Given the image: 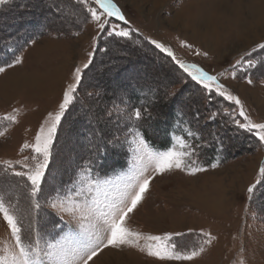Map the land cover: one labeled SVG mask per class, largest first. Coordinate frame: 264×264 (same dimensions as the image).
<instances>
[{
    "label": "rangeland",
    "instance_id": "rangeland-1",
    "mask_svg": "<svg viewBox=\"0 0 264 264\" xmlns=\"http://www.w3.org/2000/svg\"><path fill=\"white\" fill-rule=\"evenodd\" d=\"M26 1L28 0H18V5L21 6ZM40 2L43 7H50L52 1ZM114 3L124 13L127 24L114 17L110 18L112 23L129 29L132 37H141L155 48L152 40L171 48L175 60L196 64L216 75L240 99L251 120L254 123H264V64L260 63L264 61V49H257L252 53L257 61L255 68L247 73L236 71L235 77L232 75V66L236 61L258 44L264 43V21L254 22L257 19L255 14L264 11V0H114ZM81 5L85 12L59 1L53 11L43 13L45 16L42 15L41 18L44 26L51 25V31L26 47L21 43L23 47L16 53L22 54L21 64L11 68H7V64L2 66L6 70L0 73V117L13 115L16 122L0 123V131L7 129L0 136V165L9 160L13 163H29L25 157L30 158L33 153L30 149H25L24 145L34 144L35 137L41 126H45L49 114L59 111L67 85L75 82L76 67H81L82 80H85L87 69H83V65L88 62L89 53H94V71L87 79V90L93 94L91 101L87 103L88 110L85 111L79 104L74 110V114L82 115L85 124L90 123L91 128H86L87 134L83 137L73 125L74 114L64 120L60 138L57 136L53 145V148L56 145L57 151L50 158L46 171L48 188H53L60 181L82 146L89 145L95 139V133L101 130L95 127L97 123L94 121L98 120L109 130L104 131L108 138L114 144L117 143L116 147L126 154V164L124 169L108 176L98 178L93 173L91 175L101 181L117 182L121 187L125 179L142 168H146V174L153 177L143 200L129 214L126 226L144 237L183 233L182 236L174 237L179 249H198L203 246L204 251L189 261L160 260L149 256L146 249L140 250L151 243L142 238L139 247L105 248L89 264H264V178L259 171L264 167V143L252 133L255 145L250 147V138L238 135L233 130L223 131L220 128L223 122L220 124L217 118L219 123H210L213 126L212 132L207 135L204 146L206 145L205 150L210 148L212 139L220 140L221 136H215L217 130L223 131L224 140L229 143L230 148L225 149L221 141L216 144L211 164L217 163L218 167L201 165L194 158L195 163L207 171L195 175L179 169L163 174L154 173L152 161L146 153L134 150L137 145L132 143L133 137L128 129H124L129 122L135 128V120L129 118L133 111L131 97L145 98L151 103L159 95L170 97V92H178L185 87L188 89L179 100L184 98L187 110L198 108L199 112L206 108L207 100L203 94L190 90L192 82H187L183 74L162 57H153L147 53L137 55L136 64L140 67L137 74L132 71L129 74L121 68L117 74L113 67L104 69L102 62L98 63L102 58L97 60V56H102L99 52L106 48L102 46V42L107 39L108 43L113 41L114 44L116 38L99 32L87 6ZM10 9L14 11L18 8ZM10 9L0 14V39H7L8 26L3 23L12 15ZM79 22L81 26L76 30ZM64 29H71V32L55 33ZM186 44L191 47H186ZM122 46V50L128 48L124 44ZM15 47V43H10L9 53H15L18 50ZM115 56L110 58L112 62L118 59ZM33 75L38 78L34 84L30 83L32 80L28 81L30 85L18 82L20 76L28 79ZM130 78L142 86L132 91L125 82ZM249 78L252 80L251 84L248 83ZM219 98L223 101V98ZM224 109L237 114L236 118L244 122L238 116L239 106L225 102ZM199 112L195 114L196 119L201 115ZM212 112L208 115L213 114ZM89 113H93L91 117L94 119L89 118ZM174 114L176 118L170 126L168 148L172 146L175 136L185 135L183 129L193 130L191 121L182 115L180 109H175ZM225 118L231 124L230 116L226 115ZM208 121L212 119L209 118ZM232 124L235 125L233 122ZM204 146L200 147L204 149ZM148 148L152 151L168 150L154 149L149 144ZM16 170L23 169L17 165ZM258 180L261 183L250 199L247 190ZM70 186L58 185L57 190ZM0 188L15 198H22V202H27L23 185L17 177L10 174L0 176ZM18 207L20 208L19 205ZM61 222L60 234L76 228L75 220L67 215L63 216ZM201 233H210L214 239L208 244ZM42 238L43 247V241L52 237ZM12 244L10 229L0 216V250L11 247Z\"/></svg>",
    "mask_w": 264,
    "mask_h": 264
},
{
    "label": "snow or ice",
    "instance_id": "snow-or-ice-1",
    "mask_svg": "<svg viewBox=\"0 0 264 264\" xmlns=\"http://www.w3.org/2000/svg\"><path fill=\"white\" fill-rule=\"evenodd\" d=\"M77 2L87 6V11L99 32L107 37L131 39L132 32L129 29L119 27L110 20L114 17L127 24L124 13L114 3V0H77ZM5 3H7V0H0V5ZM31 43H35V41H31ZM151 43L175 60V54L171 48L155 40H152ZM185 46L191 47L187 44ZM257 49H264V43L258 44L256 48L244 53L241 59L236 61L232 66L233 77H235L236 71L247 73L257 66L256 58L252 55ZM104 51L107 54L111 50L105 48ZM93 57L94 53L90 52L89 60L83 65V69H88L92 65ZM22 61V54H17L11 62L7 63L6 67H14L21 64ZM175 63L191 80L201 85L206 93L219 96L226 102L239 106L238 116L244 122L237 119V114L229 112L228 109L223 110L224 114L230 116L232 122L239 129L253 133L261 143H264V123H254L246 114L240 99L233 95L216 75L210 74L196 64L185 63L180 60H175ZM260 63L264 64V61ZM6 67L0 66V73H3ZM74 75L75 82L67 85L63 93V101L59 105V111L55 114H49L45 126H41L39 129L34 144L26 143L24 145L25 149H30L33 153L30 158L25 157V160L29 163L19 161L13 163L9 160L0 165V176L6 177L10 174L25 179L24 188L29 201V214L38 212L42 207L39 197L43 191L42 186L52 157L53 145L65 113L77 99V88L83 78L81 67L75 68ZM248 83H252L250 78ZM169 95H175V93L170 92ZM108 114L111 115V113ZM215 116L216 114L213 113L210 119H215ZM129 118L140 121L144 118V112L140 108H135ZM5 121L9 124L14 123L16 117L13 115L0 117V123ZM6 130L5 128L4 131H0V136H3ZM128 131L133 137L132 143L137 145L134 150L147 154L149 160L152 161L154 173L163 174L179 169L187 171L190 175H195L207 171L206 168L195 163L194 158L199 149L194 141L197 140L199 133L191 128L183 129L184 136H175L172 146L166 151L150 150L138 128L130 127ZM95 134L100 135V133ZM101 138L103 137L101 136ZM104 143L109 145L113 144V141L106 140ZM97 151H99V148H97ZM17 165L23 170H16ZM210 166L216 168L219 165L213 163ZM93 167V163L88 161L81 168L77 179L72 182L70 187L54 190L45 197L46 206L51 208L61 221H63L64 215L75 220L76 228L65 234L57 233V236L43 241V247L41 246L42 238L39 229L34 228L31 224L28 229L24 228L22 223L24 211L17 204L12 203V199L5 189L0 188V216L10 229L13 240L11 247L0 250V253H2L0 254V264H89L105 248L139 247V241L142 238L151 243L146 244L140 250L144 251L146 249L149 256L160 260L189 261L204 251L203 246L198 249H179L174 237L182 236L183 233H168L163 237L155 235L144 237L141 233L134 232L126 226L129 214L143 200L144 194L148 191L150 182L153 179L152 176L146 174V168L140 169L137 173L125 179L121 187L117 182L111 180L101 181L93 177L91 175ZM259 171L261 177L264 178V167H261ZM260 183L261 181L258 180L256 184L248 188L250 199ZM55 227L60 228L61 225ZM201 235L206 238L205 242L208 244L214 239L210 233H201Z\"/></svg>",
    "mask_w": 264,
    "mask_h": 264
},
{
    "label": "trees",
    "instance_id": "trees-1",
    "mask_svg": "<svg viewBox=\"0 0 264 264\" xmlns=\"http://www.w3.org/2000/svg\"><path fill=\"white\" fill-rule=\"evenodd\" d=\"M33 1V2H32ZM35 0H28L24 2L21 6L18 5V0H7V3L0 5V14L2 12H5V10H9L11 7L18 8L14 9V11H11L10 17L8 18L3 25H7V39H4L5 37L0 39V66H3L9 62H11L14 59V56L17 52H19L20 49H22L23 45L21 43H24V47H26L31 41L36 40L38 38H41L45 33H48L51 31V25L44 26L43 18L41 16L43 13L53 11L54 7L57 6L58 2L61 1L70 7H78L79 10H83V6L81 3H78L77 0H50L51 5L50 7H43L40 2V0H36L37 2H34ZM36 7V8H35ZM83 12H85L83 10ZM73 14V13H72ZM9 16V15H8ZM45 15H43L44 17ZM82 16V14H81ZM83 17V16H82ZM11 19V21H9ZM83 20V19H82ZM81 22V21H80ZM79 22V25H76L77 27L81 26ZM2 25V26H3ZM43 26V28H42ZM75 31V29H74ZM71 32V29L67 30H58L55 33L57 34H65ZM1 33V32H0ZM24 39V41H23ZM118 41V42H117ZM10 43H15L17 47L15 49H18L15 51V53H9L8 46ZM9 44V45H7ZM128 46V48L122 50V45ZM102 46L110 49L111 51L109 53H105V51H100L99 55L96 53L97 60L102 58L100 61L103 64V68L106 70H109L110 68H115L116 74L119 73L118 70L121 68V70H124L125 72L132 73H139V65L136 64L137 61V55H141L143 53H147L150 55L156 56V57H162L165 58L167 62L170 63V65L174 69H178L181 74H183V78L187 80V82H192V86H189L190 90L194 91L195 93L203 94L206 101V108L202 110L203 112H199V109L194 110H187L186 104L183 99L179 100V97L184 95L183 92H185V87L181 88L180 91H172L175 92V95H170L169 99L166 100L168 97H163V95H159L156 99L153 100V102H149L145 98L136 99V96H132L131 100L133 101L132 109L140 108L144 112V118L140 121L135 120V128H138L139 131L142 133L145 141L154 149L158 150H165L170 145V126L175 120V109H180L183 116L188 118L189 122L191 121V126L193 130L199 133V139L194 141L197 148L199 149L197 152V155L195 159L197 162L201 165H210L213 161V156L216 151V144L221 141L224 148L228 149L230 148L229 143L224 140V133L223 131H235L238 135H243L245 137L250 138V147H253L255 145L254 141H252L251 135L252 133H248L244 129H239L235 125L231 126L228 119L225 118V114L223 111L225 100L223 101L215 96L210 95L206 93L202 87H199L198 83L196 81L191 80L186 73L182 69L179 68V65L175 63V60L172 57H169L167 53H163L159 49L155 48L153 45L150 44L149 41L142 39L141 37H132L131 39H123V38H116V40L109 42L107 39H104L102 42ZM118 53V56H115ZM121 54V55H120ZM109 55V57H108ZM118 58L117 60H110V58ZM111 56V57H110ZM139 62V61H138ZM95 65L88 68L85 73L86 77L85 80H82V83L79 85L77 92H76V101L69 107L67 110L64 119L61 122V125L58 129L57 136L60 138L61 135V129H62V123L64 120L69 117L70 114H74L75 106L77 104L81 105V107L87 111V103L91 101L92 93L88 92L87 90V79L90 78L89 75H91L94 71ZM128 70V71H127ZM121 73V72H120ZM138 77V76H137ZM117 79H114V81ZM119 83V78H118ZM125 82L128 83L129 88L133 91L140 85L139 82H137L135 79H128ZM187 87V86H186ZM215 100V101H214ZM189 107V106H188ZM99 108V106H98ZM146 110V111H144ZM213 111V112H212ZM196 112H199L201 114L197 119L195 118ZM215 113V119H212V121H208L211 115H208V113ZM93 113H89V118L92 120ZM225 115V116H224ZM219 116V117H218ZM224 116V117H222ZM228 116V115H227ZM75 121L73 125H75V129H77L78 134L85 137V134H87L86 128H91V124L88 125L85 124L86 121H83L82 115L74 114ZM220 121V128L215 133L216 138L217 136H221L220 140L217 139V141H214L212 139V146L205 150L204 143L207 141V135L212 132V124L219 123L217 121ZM225 120V121H224ZM98 121V120H97ZM94 121L97 123L95 126L96 129L99 128L100 135L96 134L95 139L91 140L89 145L82 146V149L80 150V153H77L73 162L70 164L68 170L63 173L62 178H60V181L52 186L53 188H48V174L45 175V181L43 184V191L41 193V196L39 197L40 203L42 205L41 209L36 213L29 214L28 212V197L26 190L24 188V185L26 183L24 178L17 177L21 184L23 185V192L26 195L27 202H22L20 197H14L8 194L9 197L12 199V203H17V206H20V209L24 211V219L22 221L24 228L28 229L29 225L31 224L34 228L39 229L41 238L42 237H54L57 236V233L62 232L59 228L55 227L56 225H61V220L57 215H55L47 206L45 202V197L48 196L49 193H52L54 190H57L58 185L59 186H70L73 181L76 180L78 172L81 170L82 167L86 165L88 161H91L94 165L92 173L95 177H103L108 176L110 174H113L115 172H118L125 168L126 164V154L116 147V144H109L105 145L104 141L110 140L108 138L107 134L104 133L105 130L109 132L107 128L103 124H101L99 121ZM225 122V123H224ZM133 124L132 122H129V125L124 128L125 130L129 129ZM124 127V126H123ZM208 131V133H206ZM222 134V135H221ZM101 136L103 138H101ZM114 145V146H113ZM204 146L202 149L200 146ZM97 148H99V151H97ZM56 145L52 149V155L55 156ZM18 196V195H17ZM52 212V213H51ZM43 239V238H42Z\"/></svg>",
    "mask_w": 264,
    "mask_h": 264
},
{
    "label": "bare ground",
    "instance_id": "bare-ground-1",
    "mask_svg": "<svg viewBox=\"0 0 264 264\" xmlns=\"http://www.w3.org/2000/svg\"><path fill=\"white\" fill-rule=\"evenodd\" d=\"M156 4H157V2H156ZM255 19H256L254 21L255 23H262L264 21V11L259 13V14H255ZM33 74L37 75V73H33ZM18 79H19L18 82H21V84H29V85H30V83L34 84V81H36V82L38 81V78L36 79V76H34V75H33V77L28 78V79L24 78V77H21V76ZM30 80H32L33 82L29 83L28 81H30Z\"/></svg>",
    "mask_w": 264,
    "mask_h": 264
}]
</instances>
